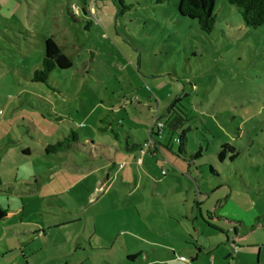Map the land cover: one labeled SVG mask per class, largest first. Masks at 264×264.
<instances>
[{
    "label": "rangeland",
    "instance_id": "374dc122",
    "mask_svg": "<svg viewBox=\"0 0 264 264\" xmlns=\"http://www.w3.org/2000/svg\"><path fill=\"white\" fill-rule=\"evenodd\" d=\"M122 1L129 10L119 0H0V264H132L135 255L134 264H180L194 251L186 243L212 239L199 214H186L188 186L202 193L206 223L228 228L208 213L242 220L252 227L242 251L264 258V26L246 27L226 0H215L211 34L177 14L180 0ZM49 37L73 66L34 83ZM156 117L171 119L163 144L177 149L186 130V151L202 150L194 180L149 158L167 198L113 186L91 202L94 181L77 182L63 157L45 153L71 128L83 141L129 131L142 141ZM224 143L237 148L234 161H219ZM85 226L93 247L72 240ZM175 242L178 260L166 263Z\"/></svg>",
    "mask_w": 264,
    "mask_h": 264
},
{
    "label": "crops",
    "instance_id": "0c3cea01",
    "mask_svg": "<svg viewBox=\"0 0 264 264\" xmlns=\"http://www.w3.org/2000/svg\"><path fill=\"white\" fill-rule=\"evenodd\" d=\"M156 118L151 119V125ZM127 130L129 131L130 129ZM149 134L150 128H147L145 138L141 141L136 134L133 135L129 131L124 138L121 137L122 133L120 135L114 134V138L112 136H108L103 143L95 142L91 139H85L84 141H86V143H83L84 141L78 136V145L55 155L63 157L65 161L64 166H66L73 175L79 177L77 182L80 181V183H83L87 180L94 181L95 188L90 196L91 202L96 196V191H100L102 194L107 196L109 194L107 192L111 191L113 186L120 188L121 193H123V191H128L129 195H135L142 189H149V191H152L150 195L152 197L150 198L151 200L154 199L156 196L155 192L157 191L160 197L164 196L167 198L168 193L163 191V188L167 185H165V181L163 179H158V177L153 175V170L148 164L149 158L159 161V157H162V161H160L161 168H163L162 163H169L172 170L177 172V174H181L182 176L193 180L194 178L192 177L191 170L196 160L190 163L186 162L187 165L183 163L185 161L183 160L182 162L181 159L176 156L177 149L174 144L170 143L166 146L165 141L163 144V133L161 135L163 137L156 143L155 149L152 151L147 150L145 155L142 156L140 149L142 144L147 141ZM169 140L173 142V139L171 140L169 138ZM23 153L25 154L27 152L24 151ZM139 159H141L140 162L138 161ZM177 165L180 166V169L176 168L178 167ZM185 170H187V172H185ZM167 174L169 173L166 171V174H162V176L165 177ZM194 183L198 191L200 188L199 183L196 181H194ZM188 189L189 192H186V196L193 200L192 202L194 207H189L186 214L188 215L189 213L190 215L195 216L199 214L202 223L207 225L208 229L211 230L208 235L212 236L214 241H212L211 238H209L206 242H200L198 240L195 246L186 243L189 247H192L194 251L190 256V259L183 258L186 261H179L180 264H264V258L260 256V248H258L260 255L256 262L250 256V251H242V248H244L243 240L245 239L242 231L245 230L244 232H251L252 227L246 226L242 220L228 219L223 216L218 217L215 214L210 213H208L207 216H209L212 222H227L226 224L228 225V228L223 229L216 224L211 225L206 223L202 218V212L199 207L201 205L199 202L201 200L202 193H198V195H196L193 188L188 186ZM99 198L100 196L96 200ZM186 202L188 203V201ZM171 210L175 212L177 209L171 208ZM175 213L172 214V216H175ZM177 214H180L179 211ZM87 228L88 227L85 226L81 233L73 236L72 240H79L82 244H84V246L93 247L92 238L89 237ZM234 228L235 231L233 230ZM257 228L259 229L260 226H257ZM230 231L233 232V238L229 239ZM218 234L224 236L226 242L225 245L223 244L224 241L222 242V240L217 238L216 235ZM178 245L179 244L175 242L168 246L169 249L167 250L169 251V254L171 253L172 260L166 261V263L176 262V260H178L176 256L180 247ZM187 253L190 254V252ZM219 254L221 255L219 256ZM131 257L132 264H134V262L136 263L139 259H141V261L143 260V258L139 255ZM155 262L156 261L150 262V264H155Z\"/></svg>",
    "mask_w": 264,
    "mask_h": 264
},
{
    "label": "trees",
    "instance_id": "16d2710c",
    "mask_svg": "<svg viewBox=\"0 0 264 264\" xmlns=\"http://www.w3.org/2000/svg\"><path fill=\"white\" fill-rule=\"evenodd\" d=\"M119 1L120 5H123L122 7L125 10L130 9L129 6H124L122 0ZM226 2L237 10L246 27L257 29L264 26V0H226ZM177 14H179L180 17L197 21L201 32L205 34H211L214 31L216 23L215 0H180L177 5ZM72 66V57L71 55H67L65 53V48L59 45L53 37L46 38L44 41V57L41 66L37 70H35L32 81L34 83L48 84L50 74L55 69L68 70ZM178 102L179 99H177L176 103ZM157 120V118L154 119L150 128V134L148 135V139L152 138L156 143L159 142V139L162 138L161 135L163 133L165 125L168 122L171 123V119L169 118L167 119L168 121H166V124L161 120L160 122H158ZM158 123L163 124V128L160 132L158 129ZM173 123V128L177 126L183 127L184 125H174ZM187 130H190V128H187ZM185 132L186 130L181 131V133H179L178 135V147L176 156L184 160L185 162L190 163L201 157L202 150L201 148H199L195 153H188L186 151L187 140L184 136ZM78 144V135L75 132L71 131L66 138H63L62 141L58 142L55 145H48L45 153L47 155L58 154L59 152L71 149ZM219 149L220 150L217 156L220 162H224V158L226 157L227 153L230 154V161H234L238 155L237 148L229 143L222 144ZM210 172L212 174H216V171L212 167H210ZM5 218V213L0 210V224ZM233 230L235 231V228Z\"/></svg>",
    "mask_w": 264,
    "mask_h": 264
},
{
    "label": "built area",
    "instance_id": "2783aa9c",
    "mask_svg": "<svg viewBox=\"0 0 264 264\" xmlns=\"http://www.w3.org/2000/svg\"><path fill=\"white\" fill-rule=\"evenodd\" d=\"M163 128V124L162 123H158V129H159V132L162 130ZM156 147V142L152 139V138H149L147 139V141H145L142 145V148L140 150V153L141 155H145L146 151L147 150H154ZM139 162L141 161V159L138 160ZM163 175L166 174V171H163L162 172Z\"/></svg>",
    "mask_w": 264,
    "mask_h": 264
}]
</instances>
